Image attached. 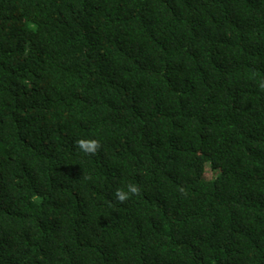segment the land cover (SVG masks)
Instances as JSON below:
<instances>
[{
  "label": "trees",
  "instance_id": "1",
  "mask_svg": "<svg viewBox=\"0 0 264 264\" xmlns=\"http://www.w3.org/2000/svg\"><path fill=\"white\" fill-rule=\"evenodd\" d=\"M261 85L264 0H0V264H264Z\"/></svg>",
  "mask_w": 264,
  "mask_h": 264
},
{
  "label": "clouds",
  "instance_id": "2",
  "mask_svg": "<svg viewBox=\"0 0 264 264\" xmlns=\"http://www.w3.org/2000/svg\"><path fill=\"white\" fill-rule=\"evenodd\" d=\"M261 87H264V85H261ZM74 146L85 155H95L103 147L101 141L96 138H78L74 141ZM86 178L90 179L91 177ZM140 191L141 189L137 184L128 183L123 187L117 188L113 193V197L116 201L125 203L132 197L139 195Z\"/></svg>",
  "mask_w": 264,
  "mask_h": 264
},
{
  "label": "rangeland",
  "instance_id": "3",
  "mask_svg": "<svg viewBox=\"0 0 264 264\" xmlns=\"http://www.w3.org/2000/svg\"><path fill=\"white\" fill-rule=\"evenodd\" d=\"M211 175V173L209 172H206V176L209 177Z\"/></svg>",
  "mask_w": 264,
  "mask_h": 264
}]
</instances>
